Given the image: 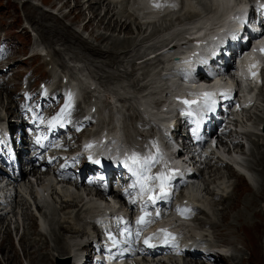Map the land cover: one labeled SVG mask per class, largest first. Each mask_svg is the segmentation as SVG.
<instances>
[{"label":"bare ground","instance_id":"1","mask_svg":"<svg viewBox=\"0 0 264 264\" xmlns=\"http://www.w3.org/2000/svg\"><path fill=\"white\" fill-rule=\"evenodd\" d=\"M69 0H60V9H62ZM111 0H85L86 7L85 9L90 12V17L86 21L84 25H81V29H89L90 31L102 29L104 31L109 32H122L123 34H129L131 29H129L127 20L130 19L129 14L122 15L119 13L117 16L112 13V10H110V2ZM213 1V0H212ZM225 4V0H223ZM43 3V2H42ZM215 2H211L208 6H212L213 10L215 12H218V7L214 6ZM50 5H53V3H50ZM23 6L27 7L28 2L24 1ZM99 8H103L102 14L97 13V10ZM59 9V10H60ZM36 11V9H34ZM33 10V12H35ZM37 12V11H36ZM70 15H74V19L79 18L82 15V11L80 8V3L74 4L73 7L67 11L66 15H63L62 17H69ZM108 16V18H107ZM115 16V17H114ZM114 18V19H113ZM111 19V20H110ZM127 19V20H126ZM28 25L30 27L31 31H35L41 38L42 41L45 42L46 45H52L53 43H58L63 49L68 48L70 46H75L78 48L86 57H92L93 59H99L101 51L98 48L92 47L86 42L80 40L77 36L74 38V34L68 26H64L60 23L58 19L55 17H52L45 13H38L36 17L27 16ZM109 20V21H108ZM43 22L44 24H41ZM48 22H51L53 26L47 25ZM113 22V23H112ZM205 22V21H204ZM106 23V24H105ZM199 22L194 24V26H197ZM50 24V23H49ZM192 27V26H191ZM140 28H135L136 32H139ZM172 31V30H171ZM171 33V32H170ZM92 32H90V35ZM145 35V34H144ZM44 36H51L52 39H49ZM74 38V42H71V39ZM93 41L100 44L102 43L105 38L101 35H93ZM158 40H155L157 42ZM68 42V43H67ZM128 43L126 40H122L119 43H113L112 47L115 48L118 47H124ZM109 48V47H108ZM53 55L57 57V53L54 52ZM104 55V54H103ZM122 55V54H120ZM124 58V57H120ZM121 76V75H120ZM14 79H17L16 76H12L11 81H14ZM18 85V83H17ZM193 88V87H191ZM180 91V89H178ZM39 92H34L30 95V102H34L36 97L38 96ZM261 96V95H260ZM262 97V96H261ZM0 100H1V92H0ZM7 104L9 102V105L4 107V111H6L7 115H9L11 118H13V126L12 128H17L18 126H22L24 124L25 120H29L30 116L35 114L36 112H43V109L45 105L42 103L40 104V110L30 108L29 111H24L20 104L16 105L13 110L12 108V96L11 94L8 95V98H6ZM264 103V102H263ZM264 105V104H263ZM40 113H38L39 115ZM70 120L73 124H77L79 126H86L87 123L85 121H82L79 119L78 110L74 109ZM259 122L257 121L256 125ZM261 123V122H260ZM232 132H226L224 134L225 138L231 137ZM250 137V135H248ZM71 139L73 141H78L79 135L74 134L72 135ZM69 140L64 139L63 143L66 144ZM218 143H223V140L220 138L217 139ZM20 143L25 144V136L22 134L20 136ZM254 151L252 153H255V159H253L250 168L246 165H239L241 169L248 168L250 171L254 172L257 176L255 185L256 188L251 190L248 185H246L245 178L241 176H236V180L238 181L232 188L231 192L226 195V197H222L221 195L214 196L215 199L211 203V205L215 208L216 211L217 205H220V217L219 220L216 222H213L211 220H204V221H198V226L203 228L206 227L210 230V234L212 237V242L215 244H223V245H229V246H236V244L239 245V247L246 250L248 253V256L243 260L244 258L238 257V256H231L229 259L223 258L219 255L213 256L209 259L210 264H264V144L261 145L262 149L259 148L257 145L254 144ZM237 148H241L237 146ZM29 150V148L25 147L20 155H16V163L18 164V176L16 177V180L18 181H24L27 174H36V167L34 166L35 161L42 160V153L36 152L34 156L30 159L24 157L25 153ZM258 159V160H257ZM55 162L59 161V158L56 157L54 159ZM212 159L208 160L205 164L206 167V175L208 179L211 181L210 184H214V181L216 180L215 176L217 175L216 171H212L213 167L210 166ZM73 162L76 165L80 164V159L76 158L73 160ZM216 162H219V160L216 159ZM42 164V163H41ZM27 165L29 168L27 170L22 169L21 166ZM245 165V164H244ZM253 168V170H252ZM231 172V171H230ZM87 171H84L82 174L78 175L79 177V183L82 184V179L87 176ZM227 179V178H226ZM218 180V179H217ZM35 181H40V178L37 176L35 178ZM244 184V186H243ZM96 190V189H95ZM206 190H208L206 188ZM243 191V192H241ZM235 196V201L233 203V198ZM243 195L249 196L248 198L245 197L242 202H240V198ZM263 198V201L261 200V197ZM232 198V200H230ZM231 201V202H230ZM230 202V203H229ZM25 205V204H23ZM21 205V207H23ZM250 207V210H249ZM68 208H71L69 203H63V206L61 207V210H67ZM227 209H229L231 212H233V215H228L227 212H225ZM203 212L199 211L198 214H202ZM225 213V215H223ZM23 216L27 217L28 223L27 225H30V229L34 228L35 224L33 223V220L27 216L26 213L23 214ZM256 216H260L259 219L256 218ZM3 216L0 215V221H2ZM231 217V218H230ZM46 218L48 219V225H49V240L46 241L45 238L41 239V236H39L38 239L33 240H26V235L22 233V235L19 237L18 246L20 248L22 258L28 263L31 264V262L35 261V264H48L51 261V258L53 257H61L65 254V249L63 245L61 244V240L59 237L60 233H67V234H78L81 233L78 229L72 227V226H62L57 225V222L54 221V218L51 215H47ZM230 220L234 222V225L228 224L227 220ZM22 221V218H21ZM230 222V223H232ZM244 224V225H240ZM0 233L2 234V239L0 241V253L1 259H4V264H13V262H16V254L14 250L9 247V244L6 247L3 243L4 241H8L9 234L5 231V227L2 228L1 222H0ZM202 230V229H201ZM200 230V231H201ZM33 238H35V232L32 235ZM37 236V235H36ZM51 244V247L49 246ZM251 245H255L256 248V254L250 253ZM90 248V246L88 247ZM48 249H52V253H55L54 256L49 257V253L47 252ZM8 250V253L5 251ZM10 257H9V256ZM14 255V256H12ZM31 257V259H30ZM184 257H188V260H183L182 264H204L199 260V257H193V256H187L184 255ZM14 258V260L11 263V259ZM228 260L230 261L228 263ZM3 263V262H2Z\"/></svg>","mask_w":264,"mask_h":264},{"label":"rangeland","instance_id":"2","mask_svg":"<svg viewBox=\"0 0 264 264\" xmlns=\"http://www.w3.org/2000/svg\"><path fill=\"white\" fill-rule=\"evenodd\" d=\"M9 1H13L16 5V8L9 3L5 4L4 0H0V24H1L0 30H2V31H0V33L5 32L6 38L11 39L14 42L15 48H17L18 50H21L23 52H26V48L29 45L28 39L26 42H23L21 40V35L18 34V31L16 30L18 24H15L16 21L22 17L23 12L21 9H19L17 7V5H18L17 3H19V2H17L16 0H9ZM39 1L46 3V4L53 3L54 6L60 5V0H28V10L30 11V13H32L34 6L39 7V3H38ZM77 3H80L82 15L76 19L73 18L74 15H70L66 20L61 22L62 24L69 23V21L71 19H73V21H75L74 23L77 25V27L80 28L81 25H84L86 23L87 19L90 17V12L85 9L84 0H69L67 2V4L63 7L61 14L67 13V11L70 10L73 7V5L77 4ZM103 11H104L103 8H99L97 10V13L102 14ZM59 16H60V13H59ZM32 17H36V16L33 15ZM107 18H108V16H107ZM41 24H44V23L41 22ZM47 25H49L50 27L53 26L51 24V22H48ZM167 25H170V22L166 21L164 23H161V26H163V27L167 26ZM127 27L129 29H131L130 30L131 32L129 34H126V35L123 34L122 32L112 33L109 31L106 32L102 29H97V30H93V31L86 29V32H88V33L92 32L91 35L88 34L87 36H85V35H83V36L74 35V38L76 36H78L79 39H81L82 41H85L87 44H89L93 47L97 46L99 48V50L101 51L102 54H100V58L98 59V61L93 59L92 57H89V56L86 57L75 46H70L68 48L63 49L61 46L54 48V44H52L50 47H47V48H49L50 50L54 49L55 51H57L58 57L61 60L65 59L66 62H70L73 58L74 60L79 61L78 62L79 65L87 71V73L90 77L94 78V82L100 87V89L104 90V94L105 95L111 94L112 93L111 89L114 87L113 85L115 82L123 79L124 76L126 77L127 75L132 74V66H133L134 59L136 58V55L137 54L139 55L140 53H142L143 51H145L147 49L145 47H148V45H144V44L141 46L135 47L136 45H138L142 42L143 37H141V36H146L148 34V32L151 33L153 31L152 29L151 30L149 29L145 33V35L142 33H141V35H137V33L134 31V27L132 26V24H128ZM93 35H95V36L101 35L105 38V40L102 43L98 44V43L93 41V39H92ZM15 37L21 42V44L23 46H21L20 44H18L16 42ZM44 37H47L49 39L53 38L51 36H44ZM39 38H40V36H39ZM74 38L71 39V42H74ZM40 40H41V38H40ZM122 40H126L128 44L124 47H118V46H116L115 48L112 47L113 43H119ZM36 42H37V37H36ZM42 42H41L42 44L45 43L44 41H42ZM31 47H32V45L30 46V48ZM106 49H108V51H104ZM103 51L107 54L103 53ZM126 53H127V55H126ZM109 54H111V56L106 58V56H108ZM120 54H122V55H120ZM120 57H124V58H120ZM33 66H34V64H32V66H29L27 69L30 70L33 68ZM120 75H123V76H120ZM133 80H134V78H133ZM263 83H264V81H263ZM258 94H259V98H261V96L264 95V87H263V89H261L258 92ZM107 99H108V97L104 96L103 105H106ZM4 103H5V101L1 98L0 109L5 105ZM262 105L263 104L261 102H260V104H259V102H257V104L255 105L256 107L251 109L250 112H245L242 115H240L241 121H243V120L245 121V119H247V118L249 119V124L251 126L250 130H252V131L256 127V125H252V124H256V122L259 120H262V118L264 116V112L261 111ZM245 117H247V118H245ZM251 140L245 141L246 145H247V155L244 156V159H245L246 164L249 168L251 166L253 159H255V153H252L254 151V148H255L254 147L255 140H253L254 142H252ZM244 169H245V171H247L248 174H250L252 176V182L251 181L248 182V181H246V179H245V182H246V185H248L250 187V189L253 190L256 188L255 181H256L257 176L254 172L250 171L248 168L245 167ZM211 170L216 171V173H217V175L215 176L216 179H218L220 177H226L227 178L226 180L228 181V183L233 182V185H235L238 182L237 181L238 179L237 180L235 178L230 179L231 178L230 173L227 172V170H225V169H222V168H215L214 169V168H212ZM252 170H253V168H252ZM204 177L205 178L203 179V181L199 180L197 183L200 184L201 188H203V189L211 188L212 185L209 183L211 180L208 179V177L206 175V171L204 173ZM262 181L264 184V179ZM253 184H254V186H253ZM243 186H244V184H243ZM19 192L22 194V196L25 199V203H24L25 205L20 210L21 217H16V220L18 221L19 227L22 226V230H19V233H20V235H22V233H23V235L25 234L26 240L38 239L39 238L38 236L36 238H33V236H32L36 230V225L34 228L30 229V225H27L29 220H27V217L23 216V214L26 213L27 216H29V218H31L34 222V220L40 218V213L34 212V210L32 208H30L29 191L26 190V191H24V193L22 191H19ZM241 192H243V191H241ZM235 196H236V194L234 195L233 203L235 201ZM245 197L248 198L249 196L243 195L240 198V202H242ZM19 200H22V197H20ZM230 200H232V198ZM261 200L263 201L262 197H261ZM59 209H60V207H59ZM219 209H220V207L218 206V209H217L218 211L214 210L212 213V218L215 221L219 220V217H220V215H219L220 210ZM249 210H250V207H249ZM225 212H227L228 215H230V216L233 215V212H231L229 209H227ZM223 215H225V213ZM259 217L260 216H256V218H258V219H259ZM21 218H22V221H21ZM230 218H229V220H227V223L234 225V222H232L230 220ZM8 219H9V217L6 218V221L2 225V228L5 227V231L9 234L8 241L7 242L4 241L3 245L4 246L6 245L5 248H7L8 244H9V247L11 248V250L12 249L14 250V252L16 254V262H13V264H28L22 258L20 248H19L18 244H16L17 237H16V234L14 233L15 232L14 218H11L10 221H7ZM11 220H12V222H11ZM230 222H232V223H230ZM240 225H244V224H240ZM0 227H1V225H0ZM2 234L0 233V241L2 239ZM61 235L62 234L60 233L59 236H61ZM44 237H45V239L49 240V237H50L49 232H46L44 234ZM236 247H239V245L236 244V246H233L235 251H237ZM5 252L8 253V250H6ZM250 253L256 254L255 245H251ZM1 254L2 253H0V264H4V259L3 260L1 259ZM237 254H238L237 256L244 258L243 260H245V258L248 256V253L243 248H240L239 253H237ZM12 256H14V255H12ZM30 259H31V257H30ZM13 260H14V258L11 259V263ZM229 262L230 261L228 260V263ZM31 264H35V261L31 262ZM204 264H210V263L204 262Z\"/></svg>","mask_w":264,"mask_h":264},{"label":"snow or ice","instance_id":"3","mask_svg":"<svg viewBox=\"0 0 264 264\" xmlns=\"http://www.w3.org/2000/svg\"><path fill=\"white\" fill-rule=\"evenodd\" d=\"M260 10L264 11V4L259 5ZM232 20L236 23L241 24L243 27L245 25V21L241 16H233ZM255 31L260 32L261 30L257 28ZM233 40L242 38L247 40V37H238L236 32H231L229 34ZM259 52L261 56H264V40H261L259 48H253L252 53ZM249 60L251 61L246 65V69L248 72V75L255 79L259 75V66L260 62L255 60L253 57H249ZM211 75V73H209ZM190 95H192L190 93ZM217 95L216 92H210L205 91L199 94V99H193V100H181L180 102L184 104L188 111L186 112L187 115L191 116L194 114V111L192 109V106L195 105V112H202V111H211L213 110V106L216 103L215 96ZM219 95L222 97L227 98L228 92L227 91H220ZM71 97H69V100ZM68 107H71V104L69 103ZM63 111V110H62ZM40 142V138L37 137V143ZM93 145L89 144L86 145V148H91ZM89 159L92 161V163L99 164V160H93L92 157H89ZM154 157H141L137 153L133 152L131 155H126L125 161H121V163H124L128 168L129 171L132 173L133 176L136 177V181L134 184L130 185V187H136L137 185L140 188L141 195H146L147 200L151 202L152 204H156L158 200H164L169 196V189H170V181L173 178V176L178 172V170H170L167 174L164 171L159 172L155 176L147 175V173L150 171V165L152 164ZM150 181H155L154 184H150ZM132 203H135V200L132 201ZM142 214L136 219V224L140 226H144L148 223H151V220L148 219L151 214L141 210ZM178 214H183L179 209L177 210ZM157 217L160 216V212L157 211L155 213ZM163 235L161 237V242L164 244H169L172 241L175 240V237L168 232L167 229H160L159 230ZM108 239L112 242L113 246H115L118 241L113 235L109 232ZM119 235L121 237H131V233L127 228L120 231ZM139 232H136L135 236L137 239H139ZM156 234H153V236L146 237L143 240V243L147 247H154L150 241L155 238Z\"/></svg>","mask_w":264,"mask_h":264}]
</instances>
